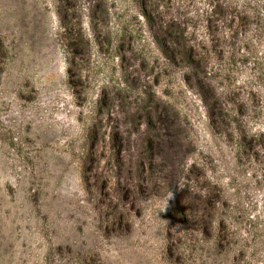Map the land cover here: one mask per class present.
I'll list each match as a JSON object with an SVG mask.
<instances>
[{"label":"rangeland","instance_id":"rangeland-1","mask_svg":"<svg viewBox=\"0 0 264 264\" xmlns=\"http://www.w3.org/2000/svg\"><path fill=\"white\" fill-rule=\"evenodd\" d=\"M203 5L0 0V264H264V24L200 43L214 118L154 32Z\"/></svg>","mask_w":264,"mask_h":264},{"label":"trees","instance_id":"trees-1","mask_svg":"<svg viewBox=\"0 0 264 264\" xmlns=\"http://www.w3.org/2000/svg\"><path fill=\"white\" fill-rule=\"evenodd\" d=\"M205 6L193 7L192 15L203 18V37L200 39H192L187 36L184 23L162 24L155 23L154 32L156 43L162 50L168 51V56L174 62L185 64L186 78L193 79L201 96L204 98L203 104L207 107L208 113L214 118L220 116L221 107L219 100L213 94L208 83L204 80L205 72L202 65L205 53L199 52V45L204 42L210 43H225L230 44L231 48L237 47L241 49L246 42L249 41L247 31L252 28L259 27L264 24V19L260 20V11L250 4L249 0H241L239 6L236 7L233 0H203ZM142 15H145V9L141 7ZM233 24H230L232 20ZM175 29L173 28V26ZM171 26V27H170ZM264 26V25H263ZM167 45V47H166ZM234 50V49H233ZM211 97L209 103L207 99ZM149 114L144 111V114L149 123L152 118L157 123V130L161 131L160 135L147 133L144 138L146 155L152 153L151 144L158 143L159 145H168L169 143L176 144L177 131L175 117L168 115L167 110L161 106L156 107ZM155 123V124H156ZM154 129V128H153ZM160 136V138H159ZM119 138H121L119 136Z\"/></svg>","mask_w":264,"mask_h":264}]
</instances>
